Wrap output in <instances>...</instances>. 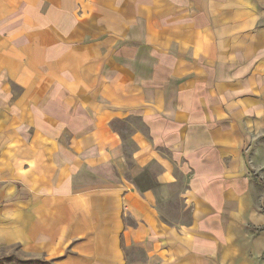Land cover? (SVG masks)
<instances>
[{
    "label": "crops",
    "instance_id": "obj_1",
    "mask_svg": "<svg viewBox=\"0 0 264 264\" xmlns=\"http://www.w3.org/2000/svg\"><path fill=\"white\" fill-rule=\"evenodd\" d=\"M259 134L264 0H0V246L264 264Z\"/></svg>",
    "mask_w": 264,
    "mask_h": 264
},
{
    "label": "rangeland",
    "instance_id": "obj_2",
    "mask_svg": "<svg viewBox=\"0 0 264 264\" xmlns=\"http://www.w3.org/2000/svg\"><path fill=\"white\" fill-rule=\"evenodd\" d=\"M257 138L258 139L254 141V144L249 143V145H252L251 148L248 146L249 149L246 153V156L250 168L253 171H256L258 176L262 178L257 180V182L259 183V202L263 203L264 208V134H259ZM258 146L260 147L259 149ZM179 176L181 179H184L183 175L180 174ZM148 180L150 181V177ZM260 208H262V206ZM163 211L172 217H177L179 214H182L181 218L183 220H186L188 216L187 212H184V210L181 208V201L179 200L177 192L175 191L173 193L172 199L167 201V203L163 206ZM22 260H32L30 264L44 263V261H40L42 258L35 259L32 257V255H30V253L22 250L19 245L0 246V264H17V262ZM46 262L47 261H45V263Z\"/></svg>",
    "mask_w": 264,
    "mask_h": 264
},
{
    "label": "trees",
    "instance_id": "obj_3",
    "mask_svg": "<svg viewBox=\"0 0 264 264\" xmlns=\"http://www.w3.org/2000/svg\"><path fill=\"white\" fill-rule=\"evenodd\" d=\"M32 260H22V261H19L17 262V264H30ZM40 261H43V260H40ZM2 263V262H1Z\"/></svg>",
    "mask_w": 264,
    "mask_h": 264
}]
</instances>
